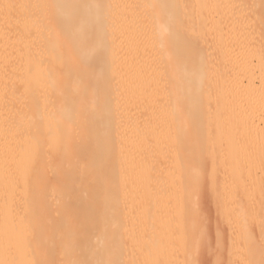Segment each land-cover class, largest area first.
Wrapping results in <instances>:
<instances>
[{
  "label": "bare ground",
  "instance_id": "obj_1",
  "mask_svg": "<svg viewBox=\"0 0 264 264\" xmlns=\"http://www.w3.org/2000/svg\"><path fill=\"white\" fill-rule=\"evenodd\" d=\"M255 1L0 0V264H264Z\"/></svg>",
  "mask_w": 264,
  "mask_h": 264
},
{
  "label": "rangeland",
  "instance_id": "obj_2",
  "mask_svg": "<svg viewBox=\"0 0 264 264\" xmlns=\"http://www.w3.org/2000/svg\"><path fill=\"white\" fill-rule=\"evenodd\" d=\"M238 1L242 2L243 4L246 5L245 11L248 14H251L252 12L256 11L258 8L255 0H242V1L238 0ZM252 20H257V19H256V17H252ZM250 22L254 23V21L252 22L251 19H250ZM258 23H256V25L254 27L255 30L257 28V30L255 31V34L257 35L258 39L260 38L259 41L257 40L258 41L257 43L259 44V42H260L262 46H260V45L259 46H260V48L262 47V49L264 50V48H263V46H264V18H262V20L259 21ZM199 202H200V204H202V210L201 211H202V218L204 220V224L206 226L215 225V224H213V220L209 217V214H208L209 207L207 205V202H205V200H202V199ZM215 228H217V225H215ZM210 234H211V236L205 241V245L207 246L206 250L203 253H201L199 256H197L201 260V264H210L211 260L214 258L215 254H216V249L213 246L214 231L211 230Z\"/></svg>",
  "mask_w": 264,
  "mask_h": 264
}]
</instances>
